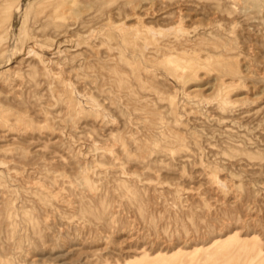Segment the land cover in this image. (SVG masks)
Masks as SVG:
<instances>
[{"label":"rangeland","instance_id":"obj_1","mask_svg":"<svg viewBox=\"0 0 264 264\" xmlns=\"http://www.w3.org/2000/svg\"><path fill=\"white\" fill-rule=\"evenodd\" d=\"M0 264H264V0H0Z\"/></svg>","mask_w":264,"mask_h":264}]
</instances>
